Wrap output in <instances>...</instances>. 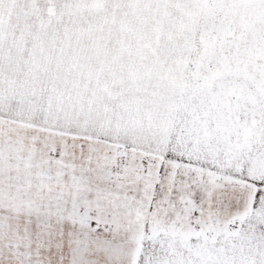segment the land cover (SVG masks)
Wrapping results in <instances>:
<instances>
[{
    "label": "snow or ice",
    "instance_id": "6c2138e0",
    "mask_svg": "<svg viewBox=\"0 0 264 264\" xmlns=\"http://www.w3.org/2000/svg\"><path fill=\"white\" fill-rule=\"evenodd\" d=\"M0 264H264V0H0Z\"/></svg>",
    "mask_w": 264,
    "mask_h": 264
}]
</instances>
